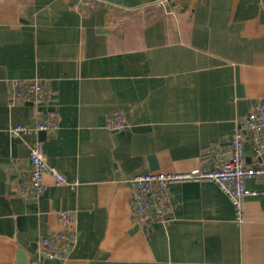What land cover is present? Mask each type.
I'll use <instances>...</instances> for the list:
<instances>
[{
	"label": "crops",
	"instance_id": "crops-1",
	"mask_svg": "<svg viewBox=\"0 0 264 264\" xmlns=\"http://www.w3.org/2000/svg\"><path fill=\"white\" fill-rule=\"evenodd\" d=\"M12 78L49 81L59 130L11 134L47 108L12 104ZM259 98L264 0H0V264H21V250L28 264H264V178L246 181L256 193L242 223L212 181L173 182L166 223L135 225L130 203L136 173L212 169ZM117 109L128 126L113 132ZM37 139L77 187L47 176L39 199L18 193ZM244 151L264 163L249 138ZM65 209L76 216L69 257L39 256Z\"/></svg>",
	"mask_w": 264,
	"mask_h": 264
},
{
	"label": "built area",
	"instance_id": "built-area-1",
	"mask_svg": "<svg viewBox=\"0 0 264 264\" xmlns=\"http://www.w3.org/2000/svg\"><path fill=\"white\" fill-rule=\"evenodd\" d=\"M104 0H80V5L89 7L102 4ZM162 1H160L161 3ZM11 103L31 102L36 106L46 105L45 110H38L33 124H14L10 127L13 136L40 131L55 132L60 128V114L49 105L54 99V92L49 81L41 78H12L9 81ZM105 126L113 132L122 131L128 126L127 115L123 110L111 111L106 116ZM252 142L254 151L261 155L264 151V98L257 99L251 110L245 114L231 142L230 148L219 154L212 169L195 168L191 171L174 173L140 172L131 179L132 221L137 226H144L152 220L168 222L173 219V196L170 185L176 181H212L232 200L236 209V221L242 223L246 216V201L256 191L246 185L249 178H264V163L250 165L246 162L244 151L245 139ZM49 176L56 186L77 187L81 181L70 179L66 173L53 166L45 153L43 140L37 139L30 150L28 166L17 181L18 193L26 198L39 199L47 190ZM64 228L42 235L37 242V252L41 257L67 259L75 245L73 226L76 220L71 210L58 213Z\"/></svg>",
	"mask_w": 264,
	"mask_h": 264
},
{
	"label": "water",
	"instance_id": "water-1",
	"mask_svg": "<svg viewBox=\"0 0 264 264\" xmlns=\"http://www.w3.org/2000/svg\"><path fill=\"white\" fill-rule=\"evenodd\" d=\"M151 159H152V162H153L152 167L153 168H158V164L156 163V157L155 156H152ZM19 255H20V262H21V264H28L26 255H25V253H24L23 250H21L19 252Z\"/></svg>",
	"mask_w": 264,
	"mask_h": 264
}]
</instances>
